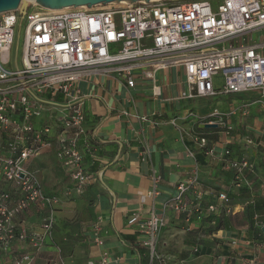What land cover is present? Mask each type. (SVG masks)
Wrapping results in <instances>:
<instances>
[{"label": "built area", "instance_id": "obj_1", "mask_svg": "<svg viewBox=\"0 0 264 264\" xmlns=\"http://www.w3.org/2000/svg\"><path fill=\"white\" fill-rule=\"evenodd\" d=\"M178 1H114L60 11L32 3L26 10L19 5L0 13V181L4 184L0 186V251L15 241L40 247L53 234L60 197L46 195L38 171L28 166L46 147L57 145V158L77 191L90 180L83 160L84 150L93 147L85 126V96L79 87L90 74L114 73L133 88L137 77L154 80L161 69L183 66L186 97L253 90L264 96V38L258 35L264 31V0ZM19 22L25 24L22 67L9 69L4 54L13 46ZM229 116L218 117L226 134L234 130ZM37 119L43 122L37 124ZM199 143L206 147L208 140L200 137ZM253 143L254 139L247 140ZM222 156L234 172L235 186L250 188L249 177L255 172L250 158L230 156L228 149ZM160 179L156 176L154 182ZM199 186L197 177L180 182L178 194L164 210L172 206L179 213L201 212L203 189ZM191 188L196 197L188 202ZM218 200L207 205L209 214H233L243 207L227 192H220ZM35 203L50 207L40 231L18 230L16 217ZM128 223L137 224L139 242L149 249L153 264L157 238L166 225L164 215L152 212L140 221L136 213ZM96 241L103 244V239ZM34 263L28 251L11 264ZM48 264L66 262L59 258Z\"/></svg>", "mask_w": 264, "mask_h": 264}, {"label": "crops", "instance_id": "obj_2", "mask_svg": "<svg viewBox=\"0 0 264 264\" xmlns=\"http://www.w3.org/2000/svg\"><path fill=\"white\" fill-rule=\"evenodd\" d=\"M261 32L260 40L264 38ZM79 87L85 96L86 130L95 146L84 150L83 164L91 178L77 191L57 158L56 144L31 159L28 166L38 171L45 194L60 197L54 231L40 247L13 242L8 250L0 251V264H11L28 251L35 257L34 264L59 258L66 264H150V252L139 242L137 224L128 221L136 213L140 221L146 220L152 212L163 214L166 220L153 264H264V231L253 237L248 200L241 196L243 189L235 186L234 172L222 156L225 149L232 148L234 156H247L255 164L260 160L257 144H247L251 138L264 140V96L260 91L221 94L231 95L233 107L225 114H230L227 121L234 130L226 134L219 119L203 120L218 110L215 106H199L184 114L189 100L202 97H186L183 66L161 69L154 80L137 77L133 88L114 73H92ZM246 93L250 98L241 97L242 102L235 106L232 96ZM257 97L262 103L252 102ZM206 123L218 126L206 127ZM237 126L244 132H236ZM200 137L207 138L206 147L200 145ZM146 150L150 155L144 154ZM156 176L161 177L157 183ZM194 177L203 189L202 211L179 213L172 206L164 210L178 194L179 183ZM249 179L255 184L258 171ZM220 192L243 204L242 209L233 214H209L207 205L219 202ZM195 197L191 188L186 199L191 202ZM49 210L44 203L32 204L16 217L18 230L40 231ZM216 217L221 219L220 228H215ZM96 239H103V244Z\"/></svg>", "mask_w": 264, "mask_h": 264}, {"label": "rangeland", "instance_id": "obj_3", "mask_svg": "<svg viewBox=\"0 0 264 264\" xmlns=\"http://www.w3.org/2000/svg\"><path fill=\"white\" fill-rule=\"evenodd\" d=\"M183 1H194V0H179L178 2H183ZM212 2H215V1L212 0ZM262 34L264 33L261 32V35ZM24 42H25V24L19 22L15 28V39H14L13 46L9 51H7L4 54V60L8 61V63L6 64L7 68L17 69V68L22 67ZM219 81H221V77H219ZM230 96L231 95L208 96V97H202V98L189 100L188 106H187L189 110L185 111L184 114H190L191 109L197 111L199 106H210V107L215 106L218 108L219 113L213 112L210 116L203 117V120L205 121L217 120L220 115H223L227 113L228 111L232 110L233 107L231 106V103L229 102ZM241 97L250 98L249 94L247 95V93L233 95L232 100L235 106H238L240 102H242ZM252 102L254 104L262 103L258 97L254 98ZM193 114L195 115V112H193ZM237 131L239 133L244 132L243 129L239 126H237L236 132ZM254 142L259 147L260 160L256 164L254 163L255 171H258V179H257V182H255V184L252 182V184L250 185V189H251L250 196L247 193L246 195L244 194V192L241 193V196L244 197V199L248 201H252L253 197H259V196L264 195V146H263L264 140L261 141L260 139H258L256 141L254 140ZM248 205H249V202H248ZM258 214H259V218H258L259 221L264 222V210H262Z\"/></svg>", "mask_w": 264, "mask_h": 264}, {"label": "water", "instance_id": "obj_4", "mask_svg": "<svg viewBox=\"0 0 264 264\" xmlns=\"http://www.w3.org/2000/svg\"><path fill=\"white\" fill-rule=\"evenodd\" d=\"M34 0H0V13L5 12L8 10H13L19 7L21 5L22 10H26L29 5H32ZM114 1H131L135 2L138 0H35V2L43 7L48 9H60L65 8L69 6H82L87 5L88 7H91L94 4H106L109 2ZM146 2H149L150 0H145ZM206 127H217V123H206ZM262 230L264 231V226L262 227Z\"/></svg>", "mask_w": 264, "mask_h": 264}, {"label": "trees", "instance_id": "obj_5", "mask_svg": "<svg viewBox=\"0 0 264 264\" xmlns=\"http://www.w3.org/2000/svg\"><path fill=\"white\" fill-rule=\"evenodd\" d=\"M91 146L93 148H95V146H94V144H92V142H91ZM227 149L230 150V156H234L233 149L232 148H227ZM241 189H243V192H244L245 195L247 193L250 196V194H251L250 190L251 189L249 188V186L244 185ZM248 207H249V216H250V224H251L250 225V229H251V232L253 234V237L256 238L257 234L262 231L261 230L262 229L261 225L264 224V222H262V221L260 222L259 219H258L259 218V214L258 213L261 212L262 210H264V197H260V198L259 197H253L252 202L249 203ZM256 215H257V218L255 219ZM216 220H217L216 222H218V224H217V226L215 228H220V226L222 224L221 223V219H218L216 217Z\"/></svg>", "mask_w": 264, "mask_h": 264}, {"label": "bare ground", "instance_id": "obj_6", "mask_svg": "<svg viewBox=\"0 0 264 264\" xmlns=\"http://www.w3.org/2000/svg\"><path fill=\"white\" fill-rule=\"evenodd\" d=\"M33 3H35L36 5H38L36 2H35V0L33 1ZM71 6H69V7H65V8H60V9H55L56 11H60V10H65V9H68V8H70Z\"/></svg>", "mask_w": 264, "mask_h": 264}]
</instances>
